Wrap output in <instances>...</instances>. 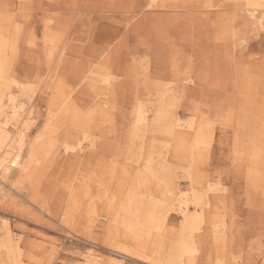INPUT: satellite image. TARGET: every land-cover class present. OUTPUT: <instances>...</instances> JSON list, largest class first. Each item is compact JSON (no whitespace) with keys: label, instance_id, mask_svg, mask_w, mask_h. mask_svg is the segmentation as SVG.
Segmentation results:
<instances>
[{"label":"rangeland","instance_id":"374dc122","mask_svg":"<svg viewBox=\"0 0 264 264\" xmlns=\"http://www.w3.org/2000/svg\"><path fill=\"white\" fill-rule=\"evenodd\" d=\"M1 1L5 74L26 85L24 95L18 84L12 90L18 99L31 98L34 109L32 119H24L32 125L28 141L54 134L58 154L50 155L34 182L3 186L0 241L7 247L0 244V264H13V258L20 264L167 262L185 233L179 210H169L159 235L155 229L145 238L132 235L117 217L132 193L139 202L157 196L158 216L166 215V199L156 195L151 177L156 168L189 197L190 173L195 190L203 192L206 180L220 190L203 209L189 203L201 228L198 252L185 264H264V206L253 196L264 185V28L245 15L246 0ZM102 69L115 76L105 96L113 108L108 118L91 123L87 110L96 98L87 75ZM169 87L173 96L164 104L160 95ZM159 102L182 126L205 123L202 158L191 163L176 157L175 141L159 135L133 140L134 109L139 104L152 119ZM256 148L263 160L253 167ZM161 151L170 163L148 162ZM141 178L146 184L137 187Z\"/></svg>","mask_w":264,"mask_h":264},{"label":"bare ground","instance_id":"6f19581e","mask_svg":"<svg viewBox=\"0 0 264 264\" xmlns=\"http://www.w3.org/2000/svg\"><path fill=\"white\" fill-rule=\"evenodd\" d=\"M0 3H2L1 0H0ZM243 5H246V7L244 9L245 15L252 18L253 25H255L258 29L264 28V0H246V3H244ZM252 30H254V29H252ZM0 33L2 34V32H0ZM1 34H0V165L11 162L12 164H14L15 168H9L8 170H6V172H3L2 174H0V203L2 201H4L3 199L5 198L4 196H2L4 194V191L2 189L3 186H7L8 183L10 182V185H12L10 187L14 188V186L15 187L19 186V185L21 186L26 181L27 182H34L36 180L35 176L37 174V171L42 169V167H44L48 163V161L50 160V155H51V157L56 158L57 154H58V147L56 144V136L54 134H51L46 139H44L43 141H40L41 138L43 137V135H38L39 134L38 133L35 136H32L30 138V140L28 141L29 134H30L29 130L31 129L32 125H30L31 121H29V120L24 121V119L27 116H28V118L31 117V119H32V113L34 110L32 108V103H31L32 99L29 98L27 101H23L21 99H18V93L15 90H12V84L13 83L18 84V88H20V94L24 95L25 91L27 90V87L23 82L16 81V80H14V78H10L5 74L4 69L6 66V61H4L3 58L1 57V52L6 47L7 43L3 39V36ZM2 53H4V52H2ZM3 55H5V54H3ZM87 79H89V84L91 86H93L92 91L94 94V98H96L95 104L89 105L90 110H87L88 112L91 111L90 112L91 116H93L92 118H90L91 119L90 122L92 123L95 120H97L98 118H100V119L108 118L109 112H110L109 108H113V107H112V104H110V105L107 104L108 101H105L106 100L105 96L106 95L109 96L111 94V92H112L111 90L114 86L113 81L115 79V76L113 75V73L111 74L106 69H102V70H98V71L92 70V71H90L89 75H87ZM59 87H60V85L58 84V86L56 85L55 89H58ZM172 91L173 90H171L170 87L163 89V92H161V95H160L161 96L160 100H163V103H164V102H166L167 98L171 99L173 96V94H171ZM182 92L186 93L185 90H183ZM148 97H150V96H148ZM146 98H147V96H146ZM97 100H101V102H96ZM167 109H168V107L164 106L161 102H159L157 107L155 106V108L153 109V111H154L153 118L150 119V116H149L150 113H148V110L142 109V107L139 106V104H138L137 108H135L133 113L131 114V120H130V125H131L130 129L134 135L133 140H137L140 142V140L141 141L144 140L148 135H152L153 138L156 137V139H157V136L159 135V136H162L164 140H169V141L174 140L175 141L174 150H175V152H178V153H175L176 157L184 156V158L188 159V161H190L191 163H194V161L196 159L203 157L202 150L203 149L206 150L208 148V146H206L207 143L204 140V135H203V133L205 132L203 129L205 123H203V125H201V126L199 125L198 128L195 125V122H193L187 126H182V123L180 125V123H178V120L177 121L176 120L175 121L170 120V118L168 116V114L170 112L167 111ZM203 121L204 120L202 119L200 122L202 123ZM180 126H182L183 128L179 129ZM11 127H14V129H12ZM94 127H96V126H94ZM201 127H203V128H201ZM207 127L208 126H206V128ZM99 128L100 127L97 126L94 129H99ZM11 129H12V131H10ZM153 132H155L156 135L151 134ZM39 142L41 144H39ZM90 144L93 145V142H90ZM164 146H166L167 147L166 149L169 150L170 146H167V145H164ZM55 147H56V149H55ZM74 148L75 147H73V149ZM69 149H71V148H69L68 145L64 146L65 151H68ZM259 150L260 149L256 148V152L252 153V156L254 159L253 160V167H256L258 165L257 162L260 159L263 160V155L259 153ZM166 155H167V153H164L161 151V153L157 156L156 161L154 160V157L151 154L147 156V160L151 164L152 163H157V164L159 163V164H163V166H165L168 163H170L169 162L170 159L168 157H166ZM260 156H261V158H260ZM262 160H261V162H262ZM147 171L151 172L150 167H148ZM163 171H164V173H163ZM163 171L159 168H156V172H152L151 177L154 180V182L156 183V187L154 186L156 188V195H161V197L164 196V198L166 199V202L163 203L166 206V208L167 207L169 208L167 210L166 215L165 216H158L159 211H157V210H159V209H157V208H158L159 201H157L155 199L157 196L156 197L151 196L150 199L148 198L149 199L148 201L144 200L143 202H141V201L139 202V200H137L138 195L132 193L129 196V198L127 197L128 198L127 203L121 204V208H120V211L118 212L117 217L120 219L121 223H123L125 225L127 230L132 235H134L136 237L142 236L145 238L146 236L151 237V234H153V230H155V229H156V236L159 235V233L162 229V226H161L162 221H164V220L166 221L169 218V216L171 214L170 211H172V210L174 211L176 209L179 210V212L182 213V215L185 218V221L182 220V221H184L183 222L184 228H181V229H184L185 233L183 234V236H181L182 238H180V241H178L179 243L176 244L175 248L174 249L171 248L173 251L171 250V252H170V254H171L170 259L167 262H163V261H160L159 258H156V262L159 261L162 264H185L189 260H192L198 252V248L196 246V237H195L196 234L195 233H196V231H198L201 228V219H199L200 217L197 213H190L189 212V209L191 208V207L189 208V203L191 202V203H193V205L195 207H197V208L200 207L201 209H203V207L204 208L206 207L205 205L210 204L209 201H211V199H212L211 196H214L213 195L214 191L216 192V191H220V190H218L216 188V186L218 184L216 182L215 183L211 182L212 180L211 181L206 180L207 185L205 183L202 184L203 186L201 187V189L204 190L203 192H202V190H199V189L195 190V187L193 186V182L195 180L190 173V175L188 177L192 181V187H191L192 188V193H191L192 198H191V197H189L190 192L189 193L187 192L188 193V195H187V193H182L180 190L177 191L176 184L174 183L175 182L174 179L173 180H171V179L170 180H168V179L164 180L163 175H165V170H163ZM256 171H257V169H256ZM258 175H259V173H258ZM165 177H166V175H165ZM201 179L202 178L200 177V179H198V182ZM138 180L139 181H138L137 187H139L142 184L143 185L146 184V183H144L145 181H143L142 178L138 179ZM155 183H154V185H155ZM68 185H69V183H68ZM219 187H221V186H219ZM261 187L258 188L259 190L256 189L257 191L253 192L254 204H256L259 207L264 206V185H261ZM161 204H162V202H161ZM161 204H160V206H161ZM193 205H192V208H193ZM223 205H225V204H223ZM160 206H159V208H160ZM216 207H220V205L216 206ZM163 210H164V208H163ZM164 211H166V210H164ZM164 211H163V213H164ZM118 218H117V220H118ZM204 219L205 218L202 219V222H204L203 221ZM168 223H169V219H168ZM212 223H214V222H212ZM3 229L5 230L6 236L10 237L12 235V231H11L10 226H9L7 221L4 222ZM225 229H226V227H225ZM209 230H210V228H209ZM227 230H228V228H227ZM203 232H204L203 236L206 234H209V231H207V230H205ZM198 233H199V231H198ZM213 233L219 234V230L216 229L213 231ZM215 234H213V236H212V234H210L211 237H208V239H216V237L214 236ZM218 234H216V235H218ZM222 234H224V233H222ZM161 238L165 239L164 237H161ZM3 241H5V240H3ZM9 241H12V240H9ZM169 241H170V239H169ZM159 242H160V240H159ZM162 242H163V240H162ZM0 244H1V246H3L4 243H2V241H0ZM11 244H10V246L13 247ZM6 245H8V243H6ZM170 245L173 246V244H170ZM6 247H4V249ZM165 247L166 246L164 245L163 248L165 249ZM122 249L124 250V248H122ZM144 250H146V249H144ZM17 251H18V249H17ZM137 252H138L137 255H140L139 254L140 252L139 251H137ZM165 252L163 251V253H165ZM8 253H10V252H8ZM15 254H17V253H15ZM167 254H168V252H167ZM90 256H92V254H88L86 259L91 260L92 258ZM9 257L10 256H8V258ZM13 257H15V255ZM167 257H168V255H167ZM12 258H10V259H12ZM13 259H14L13 260L14 262L11 260L13 262V264H20V262H18L19 259L18 260L16 258H13ZM92 261H93V259H92ZM116 263L117 264H125L122 259L116 260Z\"/></svg>","mask_w":264,"mask_h":264},{"label":"built area","instance_id":"2783aa9c","mask_svg":"<svg viewBox=\"0 0 264 264\" xmlns=\"http://www.w3.org/2000/svg\"><path fill=\"white\" fill-rule=\"evenodd\" d=\"M9 168H15L14 164L9 162V163L0 165V174H2L3 172H6V170H8Z\"/></svg>","mask_w":264,"mask_h":264}]
</instances>
